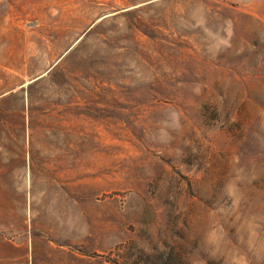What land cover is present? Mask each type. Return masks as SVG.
<instances>
[{
  "label": "rangeland",
  "instance_id": "obj_1",
  "mask_svg": "<svg viewBox=\"0 0 264 264\" xmlns=\"http://www.w3.org/2000/svg\"><path fill=\"white\" fill-rule=\"evenodd\" d=\"M0 232L264 264V0H0Z\"/></svg>",
  "mask_w": 264,
  "mask_h": 264
},
{
  "label": "crops",
  "instance_id": "obj_2",
  "mask_svg": "<svg viewBox=\"0 0 264 264\" xmlns=\"http://www.w3.org/2000/svg\"><path fill=\"white\" fill-rule=\"evenodd\" d=\"M40 257V247L34 234L16 238L0 232V264H43Z\"/></svg>",
  "mask_w": 264,
  "mask_h": 264
}]
</instances>
